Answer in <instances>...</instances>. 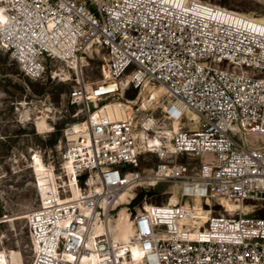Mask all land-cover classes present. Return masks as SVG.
Wrapping results in <instances>:
<instances>
[{"label": "built area", "instance_id": "2783aa9c", "mask_svg": "<svg viewBox=\"0 0 264 264\" xmlns=\"http://www.w3.org/2000/svg\"><path fill=\"white\" fill-rule=\"evenodd\" d=\"M0 9V49L32 81L93 47L106 53L101 84L87 89L81 76L72 86L84 119L64 130L51 185L37 177L30 264H264V23L201 0H0ZM153 155L160 162L142 170ZM160 183L177 188L176 203L144 207L128 241L96 232L125 191Z\"/></svg>", "mask_w": 264, "mask_h": 264}, {"label": "rangeland", "instance_id": "374dc122", "mask_svg": "<svg viewBox=\"0 0 264 264\" xmlns=\"http://www.w3.org/2000/svg\"><path fill=\"white\" fill-rule=\"evenodd\" d=\"M201 1L264 21V0ZM105 57L104 50L93 47L82 61L77 59L55 63L48 69L46 80H31L48 87L45 94L37 95L34 88L27 86L25 76L10 55L0 49V264L31 263V240L26 216L40 205L33 168L40 164L50 170L54 166L58 167V147L63 141L64 130L68 125L84 119L81 107L70 103L72 86L81 76L87 89L101 84L104 80L102 67ZM161 93L159 87L151 92L155 97ZM136 94L130 92L127 97L133 99ZM154 106V116L160 118L162 107ZM160 125H163V121ZM57 129H60V136L54 145H50L51 135ZM248 142L262 145L261 138L250 137ZM159 162L155 155L148 156L142 160L141 169L151 170ZM176 190L170 183H160L154 188L138 187L130 191L132 198H127L129 204L125 201L113 212L110 223L113 235L118 233L119 241H124L129 235L130 219L144 207L163 205L170 201L176 203L175 196L169 194ZM141 192L151 194H145L142 201L134 204ZM214 203L215 208H220ZM225 205L231 211L241 209L235 203ZM244 206L242 211L250 214L252 208L249 204Z\"/></svg>", "mask_w": 264, "mask_h": 264}, {"label": "bare ground", "instance_id": "6f19581e", "mask_svg": "<svg viewBox=\"0 0 264 264\" xmlns=\"http://www.w3.org/2000/svg\"><path fill=\"white\" fill-rule=\"evenodd\" d=\"M5 21H6V17L4 15V13L2 12V10L0 9V30H2V28L4 27ZM258 21L264 23V21H261V20H258ZM160 91L163 92V90H160ZM175 127H177V125ZM33 169H34V174L36 175V177H38V181H39L40 185L42 186V188H45V187H48V185H51V182L54 179L53 178L54 175H53V172L46 167V165H41L40 164V165L35 166ZM75 194H76V192H75ZM131 196H132V194L130 193V191H128V190L125 191V193H123L121 195L120 199L118 200V203H121L119 205H122L125 201L127 203V200H128L127 198L131 197ZM244 207H245L244 205L241 206V209H243ZM112 216L110 217V221H109L108 225H106L105 227L97 225V226H95V230H96V232H99V233L103 232V231H106L107 234H109V233L111 234V236H112L114 241H119L118 233H116V235H113L112 230L110 228V223H111ZM27 217L28 216H26V218ZM129 218H130V216H129ZM199 220L200 221H204L202 216H200ZM128 231H129V235L126 237V239L124 241H121V242H126V241L129 240L130 234L132 233L131 222H130V227L128 228ZM117 232H118V230H117ZM133 253H134L135 257H137V258L141 257V253L136 247H133ZM92 264H96L94 259H93Z\"/></svg>", "mask_w": 264, "mask_h": 264}, {"label": "trees", "instance_id": "16d2710c", "mask_svg": "<svg viewBox=\"0 0 264 264\" xmlns=\"http://www.w3.org/2000/svg\"><path fill=\"white\" fill-rule=\"evenodd\" d=\"M24 81L27 83V86L28 87H32V88H34L33 89V91L35 92V94H37V95H39V94H41V95H43V94H45L46 93V91H47V88L48 87H44V86H41V85H39V84H37V83H33L29 78H26V77H24ZM38 88V89H35V88ZM69 100H70V103H71V98H70V94H69ZM72 104V103H71ZM60 136V129H57L54 133H53V135H51V140L49 141V143H50V145H54L55 143H56V141H57V138ZM145 194H151V193H144V192H141L138 196H137V198L134 200V204L135 203H137V202H139V201H142V199H143V197H144V195Z\"/></svg>", "mask_w": 264, "mask_h": 264}]
</instances>
